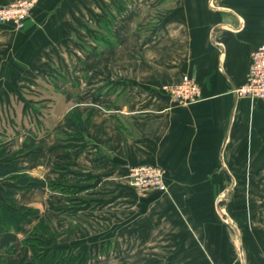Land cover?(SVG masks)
<instances>
[{
    "label": "crops",
    "instance_id": "1",
    "mask_svg": "<svg viewBox=\"0 0 264 264\" xmlns=\"http://www.w3.org/2000/svg\"><path fill=\"white\" fill-rule=\"evenodd\" d=\"M82 6L39 0L25 29L0 23V112L21 119L0 144L48 184L18 191L11 206L13 181L0 178V202L33 210L0 264L33 261L31 238L79 264H106L121 239L144 264H264V225L249 231L231 213L233 191L264 189L241 180L264 172V102L234 93L264 41V0H145L118 15L115 41H87ZM184 75L201 90L188 106L163 89ZM75 114L82 131L66 126ZM140 164L164 170L166 192L132 185Z\"/></svg>",
    "mask_w": 264,
    "mask_h": 264
},
{
    "label": "rangeland",
    "instance_id": "2",
    "mask_svg": "<svg viewBox=\"0 0 264 264\" xmlns=\"http://www.w3.org/2000/svg\"><path fill=\"white\" fill-rule=\"evenodd\" d=\"M39 0H36L35 7L37 5ZM145 0H87V9L84 10L83 14V9L84 7L82 6V17L87 16L85 20H82V27L84 28V24L87 25V41H115L114 35H113V23L115 22L116 18L118 17L119 14L124 12L125 10L127 11V8L129 6H134V5H139L143 4ZM156 0H153L155 2ZM34 9V8H33ZM156 15V17H155ZM153 15L154 20L157 19L158 14ZM75 16V14H73ZM79 18V15L76 16ZM75 19V17H73ZM84 19V18H83ZM29 20V19H28ZM28 22V21H27ZM27 22L20 27H16L18 30H23L25 29V26ZM150 23V22H149ZM154 25V22H153ZM150 24L146 25L141 24L140 27H137V34L140 32H143L145 29L144 28H150ZM139 32V33H138ZM79 36L75 35V33H72V38L73 40H77ZM137 40L142 39L143 37L139 34V36L136 37ZM14 105L13 107H15ZM1 115L3 116L4 122L0 118V124L5 123L6 126V131L5 133L0 137L1 142L3 143L6 138L12 137L16 131L20 128H18V124L16 126L12 121H10V118L15 119L17 122L21 121L19 117L20 110L19 109H14V110H3L0 112ZM32 113L29 112L28 116H32ZM14 116V117H13ZM31 118V117H30ZM25 121H29V119H25ZM3 125V124H2ZM2 145V144H0ZM239 178V175H237ZM129 180V178H128ZM241 180H248V181H258V182H263L264 183V172L260 174H253V175H246L243 177ZM136 188V187H135ZM137 190H143V189H138ZM221 193V199H225L226 195L225 193ZM234 198V203L233 206L231 207V213L234 214V216L237 219H244L240 220L239 225L242 228H247V230H251L255 226L261 224L264 225V222L258 223L253 221L254 218H252L255 211H257V214L259 213L261 215V212H264V189L263 190H236L233 191L232 197ZM243 201L244 203H248L247 208L246 206H243ZM245 208V209H244ZM251 208V210H250ZM223 211V210H222ZM262 212V213H263ZM224 213V212H223ZM244 214H246V220L244 218ZM251 215V216H250ZM243 217V218H241ZM264 217V214H263ZM121 243L123 245L120 248V251L117 255H111V254H105V263L106 264H144V255L143 254H130L128 252L127 248V239H121ZM43 243H35L37 246L36 249L39 250L41 253V256H45L48 253V249L46 245H42ZM65 256H60V261H63ZM13 261H17V263L22 261V258L19 257L18 259L13 258ZM65 261V260H64ZM63 261V262H64ZM83 261H80V263ZM79 264V262H77Z\"/></svg>",
    "mask_w": 264,
    "mask_h": 264
},
{
    "label": "built area",
    "instance_id": "3",
    "mask_svg": "<svg viewBox=\"0 0 264 264\" xmlns=\"http://www.w3.org/2000/svg\"><path fill=\"white\" fill-rule=\"evenodd\" d=\"M36 0H17L0 8V23L16 27L23 26L31 17ZM163 89L172 100L182 106L196 103L201 97L200 86L188 75ZM239 98L261 100L264 102V41L251 53L246 81L235 87ZM128 177L138 189H157L167 191L164 170L155 164H140L129 168Z\"/></svg>",
    "mask_w": 264,
    "mask_h": 264
},
{
    "label": "trees",
    "instance_id": "4",
    "mask_svg": "<svg viewBox=\"0 0 264 264\" xmlns=\"http://www.w3.org/2000/svg\"><path fill=\"white\" fill-rule=\"evenodd\" d=\"M75 119H68L67 128L77 131L84 129V122L80 119L79 115L75 114ZM0 146V178L13 181L12 185H6L4 187L5 198L9 201L11 206H15V203L11 200L18 191L28 190L36 187H47V182L43 179L33 176L24 172L20 167V161L16 158V155L12 158L6 156L5 150H2ZM33 213L32 209L19 208L18 211H14L12 208L4 205L0 202V233H2V241L0 243V252L7 255H14L18 251L17 245V232L19 231L21 224L27 219L29 215ZM28 243L33 244L34 259L33 261H27L22 259L19 264H78V257L75 255H69L64 257L63 261H60L61 253H53L48 251L45 256H41L39 250L36 249L35 243H42L36 238H31ZM42 245H45L44 243Z\"/></svg>",
    "mask_w": 264,
    "mask_h": 264
}]
</instances>
